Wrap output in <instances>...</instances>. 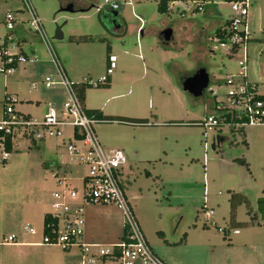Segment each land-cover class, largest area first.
I'll list each match as a JSON object with an SVG mask.
<instances>
[{"label":"rangeland","instance_id":"374dc122","mask_svg":"<svg viewBox=\"0 0 264 264\" xmlns=\"http://www.w3.org/2000/svg\"><path fill=\"white\" fill-rule=\"evenodd\" d=\"M103 1L30 0L50 47L71 80L97 79L105 73L107 55L116 57L110 85L85 90V109L101 110L111 117L147 119L146 126L116 122L94 126L101 147L121 150L126 157L123 171L128 184L125 182L124 192L147 241L150 243L149 234L153 228L154 236L162 240L163 236L157 233L167 224H172L173 228L180 224L183 232L197 229L201 233L208 228L220 237L230 236L233 230L243 233L250 226L252 216L255 217L253 222L264 224L256 210L260 198L256 196L264 188V163L259 161L264 152L257 147L251 149L248 155L251 167L246 169L233 162V159L246 157L243 135L226 127L204 128L191 124L210 115L209 108L213 105L229 106L222 79L237 72L236 63L240 57L238 54L227 57L213 36L215 28L233 15L229 3L206 4L204 11L198 13L193 11L189 1L169 0L167 8L170 12L160 14L157 11L159 0H108L121 5L119 14L112 17L114 11L101 8ZM67 4H72L77 11L91 8L77 13L61 11ZM248 5L246 25L250 40L246 46V66L247 72L248 66L252 72L253 60L263 59L262 50H256L254 39L264 38L259 31L264 29V0H248ZM21 7L19 0H0V41L9 36L12 42L7 41V48L12 51L15 40L23 39V52L33 58L30 66L39 64L52 69L46 46L32 33L26 13L17 10ZM99 8L101 20L97 16ZM180 11L184 12V17H180ZM7 12L18 21H25L21 29L16 26L13 31H8L4 27L3 17ZM56 27H60L63 35L60 41L52 39ZM165 29L172 35L166 44H161L158 36ZM69 37L87 41L69 43ZM27 64L30 63L20 66ZM21 67L9 74H0V92L4 79L7 81L6 92L13 94L9 96L14 110L32 111L33 117H40L42 106L35 108L34 103L23 99L41 93V81L53 71L41 73L39 79H27L21 77ZM200 68L208 73L209 83L200 97L193 98L182 92L180 81L185 74H193ZM31 82L36 88L30 93ZM57 99L63 100V92ZM221 112L213 109L211 114L219 116ZM244 130L247 133L251 128ZM219 138H225V141L211 150V144ZM37 147L22 146L10 152L0 147V264H38L35 249L2 243L9 236H15L17 244L40 241L42 216L51 210V194L57 190V171L43 164L52 159L57 165L64 163L58 172L68 170L67 182L73 187L79 186V178L85 173L84 168L68 161L65 146L60 145L59 139H49L38 143ZM3 153L7 154L4 161L1 160ZM231 193H240L250 199L249 207H237L235 221L240 224L235 227L229 226ZM134 197L137 199L133 200ZM202 207L213 209L211 221L224 230L223 234L207 225ZM140 216L144 218V227ZM146 226L151 228L149 234ZM28 227L38 234H25L24 229ZM169 237L167 235L166 239L170 240ZM58 253L53 255L54 259H60L64 252L59 250ZM64 255L69 264L80 263L76 249Z\"/></svg>","mask_w":264,"mask_h":264},{"label":"built area","instance_id":"2783aa9c","mask_svg":"<svg viewBox=\"0 0 264 264\" xmlns=\"http://www.w3.org/2000/svg\"><path fill=\"white\" fill-rule=\"evenodd\" d=\"M184 1H189L193 11L198 13L204 11L206 4H217V2L199 0ZM19 2L22 5L20 12L28 16L32 33L37 35L46 46L53 65V73L47 75L41 84L44 89L62 90L63 100L58 106L54 103L47 105L42 116L33 117L16 112L12 99L4 98L0 117V147L4 150L6 139H9L11 150L21 149L22 146L30 148L38 143H45L49 139H59L60 145L65 146L68 161L85 169V173L79 178L80 183L77 187L68 184V170H63V173L57 172L61 173L59 175L55 174L57 190L51 194V210L47 213L51 220H55V224L43 225L40 241L36 245L57 247L62 252L76 249L79 251L81 264H135L137 261L141 264H165L147 244L124 195L122 169L126 164V157L121 150H105L101 147L94 126L102 122L87 114L74 84L67 78L50 47L30 0H19ZM229 5L233 15L228 20V24L220 29L225 36L224 38L215 37L227 57L235 54L240 57L236 63L237 72L227 74L222 79L229 106L227 108L215 106V109L222 110L220 115H208L197 124L204 128L226 127L234 132L264 125V97L259 93L257 85L246 79L248 59L246 46L250 40L246 25L248 0L233 1ZM103 7L115 12L119 10L120 5L117 2L104 0L101 8ZM179 14L180 17L185 16L183 11ZM17 22L19 21L10 12L3 17L4 27L8 31H13ZM32 62L33 58L15 54L4 48L1 43V75L9 74L20 64ZM115 69L116 57L109 54L105 73L97 79L84 78L80 84L92 88L103 86ZM35 88L36 84L32 83L30 89ZM225 113L229 116H223ZM6 158L7 154L3 153L1 160L4 161ZM61 165L63 168L64 163ZM90 204L111 205L120 210L123 219V237L116 245L104 248L83 242L82 206ZM213 214L211 209L203 211L204 221L212 227H214L211 221ZM218 231L224 233L221 228H218ZM237 232V230L232 231L233 234ZM24 233L33 236L38 234L32 227L24 229ZM2 244H17L16 237L9 236L3 240Z\"/></svg>","mask_w":264,"mask_h":264},{"label":"crops","instance_id":"0c3cea01","mask_svg":"<svg viewBox=\"0 0 264 264\" xmlns=\"http://www.w3.org/2000/svg\"><path fill=\"white\" fill-rule=\"evenodd\" d=\"M89 8L83 9V11H86ZM17 10L20 13V10L19 9ZM23 22L25 21L20 20L18 25L16 24L18 29H21V24ZM259 31L264 35V29H261ZM7 41L12 42V39H10L8 36L6 39H4L3 42L0 41V45L1 43H3L4 44L3 47L7 48L8 46ZM15 41L16 42H14V44L11 45V50H12L11 52L15 54L18 53V54L26 55L22 50L23 39L17 38V40ZM254 42H255L256 50H262L261 54L263 56V59L253 60L252 72L250 71L249 66L247 72V66H246V79L248 82L256 84L259 93L264 97V38L261 40L254 39ZM34 54H35L34 52H31L32 56H34ZM31 64L32 63L24 65L22 67L20 65L23 64H20L15 69L21 67L20 69L22 70L21 77L27 79H31V78L37 79L38 77H41V73L43 72L49 73L53 71V68L51 69V67L46 68L39 64L31 67L30 66ZM63 70L69 81H71L73 84H79L84 79L82 78L81 81H73L68 77L67 72L64 68ZM87 78L91 79V77H87ZM2 80L3 82H2V92H0V100L2 101L3 104L4 98L6 97L12 98L11 96L13 94L6 92L7 81H5L4 79ZM108 82L110 85L111 76ZM30 86L28 87V92L31 93L35 90L30 89ZM180 88H181V84H180ZM39 89L41 90V93H38L37 96L33 98L25 97L23 101L34 103L35 108H38V106H42L43 113L47 105L51 103L57 104V106L59 105L61 100L59 101L57 97H59V94H62V91H59V89L47 91L42 87H39ZM11 92L15 93V91L13 90ZM211 93L213 94V92ZM2 106L3 105H1L0 107V117L2 113ZM213 109H215L214 105L211 108H209L210 115H212L211 113ZM16 112L26 116H32V111L18 110ZM131 119H145V118H131ZM132 126H141V125H132ZM250 128L251 131L247 133L245 132V130L243 131L244 143L246 144V146H244L243 144V152L244 155L246 156L245 158L243 157V160L247 164V168L248 166L251 167V161L248 158L251 149L257 147L261 153L264 152V125L258 127H250ZM222 139L223 141H225V138ZM34 147L37 149L38 148L37 144ZM109 150H114V149H109ZM132 157H134V155H132ZM259 157H260L259 161H261V163H264V153L262 156ZM233 162H236L235 159H233ZM49 163H53L54 165L58 166V168H50V169H55V171L57 172L61 170L62 165L61 164L57 165L53 159L50 160ZM123 170L124 169H122V178H123L122 185H123V191H125L124 185L125 182H127V176ZM124 195L126 197L129 206L131 207L129 203V199L127 198L125 192ZM256 197H264V188L258 192ZM135 198L136 197H134L133 200ZM248 200L250 201V199ZM82 207H83V219H84V229H83V238H82L83 242L89 245L92 244L99 245L104 248H108L113 245H116L123 237V219L120 210H118L116 207L111 205H101V204L83 205ZM131 209L135 217V212L132 207ZM207 209H211L213 211L212 208L202 207L203 211ZM45 214H43L41 220L42 228H43V217ZM139 218L142 226L144 227L143 225L144 218H141V216ZM262 222H264V219ZM205 226L206 225L203 224V227ZM146 227L147 228L144 229L146 230V233L149 234V229L151 228L149 226ZM165 227L162 228L159 233H157L163 236L162 240L154 236L153 234L155 231L154 228L152 229L151 234H149L151 235L149 237L150 243L146 239L147 236L144 235L146 242L153 251V253L158 258H160L165 264H264V224L261 222H258V224L254 223L253 225L247 226L246 229H244L245 231L243 233H240L237 230L238 232L236 234H233L231 231V235L230 236L226 235V237L225 234L220 237L219 234L216 235L212 233L207 228V226L205 227L207 229H203L201 233H199L200 231H196L197 229H190L185 232H183V230L180 231V224H177L174 227L175 229L173 228L172 224H167ZM209 227L215 228L216 231L220 233L215 224L214 227L212 226ZM167 235L170 236L169 237L170 240L166 239ZM102 242L106 244H103ZM37 243H39V239L38 241L31 240L30 242H20L18 244H15V246L35 249L34 252L36 253V256L38 255L37 257L39 258L37 261L38 264H69L66 259V256L64 255L65 252L63 253V255H61L60 259H54L53 255L59 254L58 252L60 249L58 250L57 247L39 246L36 245ZM76 251L79 254V251L78 250ZM60 252L62 251L60 250ZM79 264H81V260Z\"/></svg>","mask_w":264,"mask_h":264},{"label":"trees","instance_id":"16d2710c","mask_svg":"<svg viewBox=\"0 0 264 264\" xmlns=\"http://www.w3.org/2000/svg\"><path fill=\"white\" fill-rule=\"evenodd\" d=\"M199 1H206V2H217V1H221V2H226V3H230L233 1H240V0H199ZM169 0H159L158 1V5H157V11L160 14H166L168 11L170 12V10H168L167 5H168ZM120 5V4H119ZM215 4H212V6H214ZM121 6V5H120ZM120 9V8H119ZM118 13V10L115 11ZM97 16L98 18L101 20L102 19V12L101 10L97 11ZM226 24H228V20H226L223 24L219 25L218 27L215 28L214 30V37H218V38H224V33L220 32V29L222 27H224ZM69 43H81V42H86L87 39H82V38H74V37H69L68 39ZM6 43V42H5ZM4 46V44H3ZM108 51V49H107ZM15 69V68H14ZM104 87H108L109 86V82H107L105 85H103ZM74 88L76 89L77 95L79 97V99L81 100V102H83V98H84V92L86 89L90 88L89 86L83 85V84H74ZM87 114L95 119H97L98 121L106 124V123H112V122H116L118 124H128V125H146L147 121L145 119H131V118H125V117H111V116H106L104 114H102V112L100 110H86ZM223 116H229L227 113H225ZM222 117V116H221ZM198 121L192 122L191 124H197ZM232 131V130H231ZM244 130H239L237 132H239L241 135L244 136ZM233 132V131H232ZM244 144V146H246V144L244 143V140L242 142ZM5 152H10L11 151V145L9 143V139H6L5 141V148H4ZM235 161L237 163H239L240 165H243L247 168V164L244 162L243 159H235ZM45 165V167L47 168H58V166L54 165L53 163H49L47 162ZM229 202V226L235 227L237 226L238 222L235 221V211L237 209L238 206L240 205H244L246 207H249V201L247 199L246 196L240 194V193H231L228 199ZM250 214V211H248ZM251 224L253 225L258 224V222H253V219H255L254 216L251 217ZM47 223H54L55 224V220H51L50 217H48L47 214L44 215L43 217V225L47 224ZM245 225H249L246 224Z\"/></svg>","mask_w":264,"mask_h":264},{"label":"water","instance_id":"95a60500","mask_svg":"<svg viewBox=\"0 0 264 264\" xmlns=\"http://www.w3.org/2000/svg\"><path fill=\"white\" fill-rule=\"evenodd\" d=\"M90 10V8L88 9ZM86 10V11H88ZM63 12L67 13H77V12H86L83 10L76 11L73 8L72 4L66 5L64 8L61 9ZM112 17H116L117 13L112 12ZM172 32L169 29L163 30L159 36L158 41L161 44H166L171 38ZM53 40L60 41L63 39V35L60 31V27H56L53 37ZM209 83L208 73L204 68H200L196 70L193 74H185L184 77L181 79V90L183 93H187L193 98H198L202 95V93L207 89ZM223 142L222 138L217 139L215 142L211 144V150H215L218 148L219 143ZM256 210L261 217V221L264 219V197H260L257 199V207Z\"/></svg>","mask_w":264,"mask_h":264}]
</instances>
